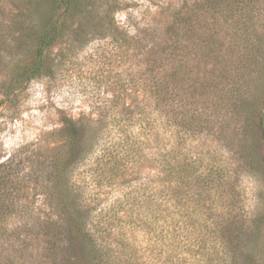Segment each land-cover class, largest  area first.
Returning a JSON list of instances; mask_svg holds the SVG:
<instances>
[{"label": "trees", "instance_id": "1", "mask_svg": "<svg viewBox=\"0 0 264 264\" xmlns=\"http://www.w3.org/2000/svg\"><path fill=\"white\" fill-rule=\"evenodd\" d=\"M256 4L183 5L159 42L153 33L120 31L116 0H0L6 97L52 76L51 49L90 20L121 37L128 64L116 82L124 96H113L105 119H63L47 168L29 176L30 202L42 195L47 209L16 210L20 223L9 233L0 226L12 248L0 264H264V37ZM5 50L17 56L1 57ZM12 166L0 165V198L6 187L22 195L25 181L13 182ZM246 178L261 183L251 210ZM111 187L120 193L99 206Z\"/></svg>", "mask_w": 264, "mask_h": 264}, {"label": "rangeland", "instance_id": "2", "mask_svg": "<svg viewBox=\"0 0 264 264\" xmlns=\"http://www.w3.org/2000/svg\"><path fill=\"white\" fill-rule=\"evenodd\" d=\"M116 2L119 9L113 13V17L120 31L122 29L138 37L153 33L160 42L177 9L183 5L195 9L205 0ZM257 7H260L262 20L259 33L264 37V0H257L255 10ZM91 22L80 34L51 49L50 57L55 65L52 76L35 78L8 97L4 92L9 69L0 66V165L11 162L18 173L17 178L13 176V182L18 179L25 181L19 199L9 187L5 189L6 196L0 198V203L5 200L3 204L8 212L0 226L8 233L20 223L15 215L16 210L25 213L30 209L34 212L47 209L42 204V195L36 196L33 204L30 202L33 185L29 176L34 170L47 168V162L55 154L53 147L59 145L57 132L63 119H105L113 96H124L116 85L117 81L124 82L126 79L128 65L121 37L113 38L107 32L101 33V27ZM3 56L9 59L17 55L5 50L1 53ZM78 171L82 174L83 167ZM242 187L251 210L255 204L254 192L261 188L260 180L246 178ZM41 192L46 191L41 189ZM119 193L117 187L105 188L99 206L109 204ZM136 238L140 240V235ZM10 245V240L0 239V260L11 258Z\"/></svg>", "mask_w": 264, "mask_h": 264}]
</instances>
